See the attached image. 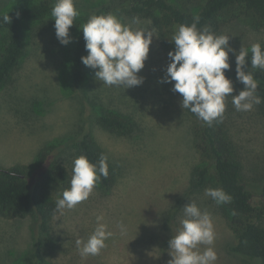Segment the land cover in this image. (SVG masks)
<instances>
[{
	"label": "rangeland",
	"instance_id": "obj_1",
	"mask_svg": "<svg viewBox=\"0 0 264 264\" xmlns=\"http://www.w3.org/2000/svg\"><path fill=\"white\" fill-rule=\"evenodd\" d=\"M40 1L0 0V13ZM50 1L54 5L55 0ZM99 3L74 0L79 15L69 28L67 45L56 37L51 11L41 20L23 24L25 53L12 77L0 85V167L32 163L41 146L60 144L57 160L72 173L73 160L80 156L75 138L88 128L112 167L113 187L101 194L97 183L87 200L73 209H63L53 219L52 230L44 238V258L54 264H169L172 249L162 251L156 246L170 238L165 216L176 207L175 196L190 187L199 165L192 118L181 106V94L172 91L174 82H164L170 50L162 48L149 19L136 17L139 23H133L134 16L126 13L112 12L133 28L154 30L144 67L137 74L143 82L126 89L108 86L95 78V69L84 65L83 86L73 88L70 70L76 41L83 35L80 27L92 9L97 10L95 15L107 14L98 9ZM175 31L167 32L170 39ZM224 35L230 36L229 45L236 52L264 40V30L255 31L242 23L226 27ZM4 37L5 31L0 30V53ZM233 57L230 52L229 61ZM104 111L132 120V130L118 133L104 128L97 120ZM233 120L243 162L253 166L263 163L264 119L252 114ZM209 186L216 188L214 181ZM205 190L198 198L204 203L196 205L211 216L215 232L211 247L217 253L214 264H240L220 247L225 238L229 237L224 244L232 242L233 235L221 214L206 202L209 196ZM185 205L178 207L176 219L170 221L172 235L181 227ZM101 214L113 236L99 255L82 257L75 241L87 240ZM31 225L28 216L5 218L0 214V264L22 263L34 244ZM56 236L63 241L60 246ZM205 247L198 245L197 250L202 252Z\"/></svg>",
	"mask_w": 264,
	"mask_h": 264
},
{
	"label": "trees",
	"instance_id": "obj_2",
	"mask_svg": "<svg viewBox=\"0 0 264 264\" xmlns=\"http://www.w3.org/2000/svg\"><path fill=\"white\" fill-rule=\"evenodd\" d=\"M52 1L42 0L30 6L8 13L10 23L0 22V30L5 37L0 53V85L8 81L19 67L25 53L23 24L41 20L51 11ZM98 9L105 13L122 12L134 17L149 19L160 36V45L166 50H174V42L168 33H173L180 24H191L199 17L197 28H207L216 35L224 34L226 27L242 23L258 31L264 30V0H100ZM92 15L97 11L92 9ZM166 33V34H165ZM264 48V40L259 42ZM250 49V48H249ZM85 40L80 36L73 50L70 75L75 90H80L85 80V66L81 57L86 54ZM246 62V71L251 72L258 81L256 94L261 103L254 105L251 111H237L232 96L243 89L244 85L236 78L235 57L229 61L230 68L225 71L233 85V92L225 98V112L219 122L205 124L189 111L192 124L193 145L199 156V165L194 178L185 193L175 196V208L165 216V228L170 238L158 243L157 250L169 248L173 229L170 221L176 219L178 207L188 202L204 203L202 192L210 188L211 181L216 188L230 194V203L217 204L211 197L206 201L224 219L232 237L225 238L220 247L228 255L235 257L240 264H264V160L257 166L243 162L240 150L242 146L236 139V128L232 124L234 117L240 115H258L264 119V70L251 67V52ZM98 122L106 129L125 133L132 130L133 122L129 118L102 112L97 115ZM235 132V135H234ZM80 155L96 163L105 152L94 143L88 128H83L75 138ZM60 144L41 146L32 163H18L10 167H0V214L5 218L26 217L31 219L34 244L24 255L20 264H54L44 258L45 236L52 230L53 219L62 211L57 210L56 201L62 191L69 187L72 173L57 160ZM108 176L100 177L97 189L107 194L113 187V171L108 160ZM209 184V185H208ZM57 237V236H56ZM58 245L63 243L57 237Z\"/></svg>",
	"mask_w": 264,
	"mask_h": 264
},
{
	"label": "clouds",
	"instance_id": "obj_3",
	"mask_svg": "<svg viewBox=\"0 0 264 264\" xmlns=\"http://www.w3.org/2000/svg\"><path fill=\"white\" fill-rule=\"evenodd\" d=\"M79 11L74 0H55L51 9L54 29L61 44L67 45L71 37L69 28ZM0 22L10 23L8 13L0 16ZM133 23H139L134 17ZM199 17H194L191 24H180L170 41L174 50L168 52L170 62L166 68L164 82H174L173 92L181 94V106L188 109L211 126L213 121L223 119L225 98L233 92V85L225 76L230 68L229 53L235 55L236 78L244 87L232 96V103L237 111H251L254 105L261 103L256 94L258 81L251 72H247L246 62L251 52V67L264 70V48L259 42L249 48H239L236 52L229 45L228 35H216L207 28H197ZM87 55L81 57L82 63L95 69V78L108 86H122L124 89L138 86L143 77L138 76L147 59L149 45L154 30L133 28L124 24L112 13L91 15L81 27ZM107 156L101 154L96 163L80 155L73 160L72 176L69 187L64 189L56 201L57 210L73 209L87 200L100 177L107 178ZM205 195L217 204L230 203L232 197L223 188H207ZM184 218L181 227L169 240L172 259L169 264H214L217 253L211 247L215 232L211 216L202 212L195 202H188L183 207ZM103 215L96 216V226L87 240L77 239V249L82 257L99 255L106 247V241L113 236L103 222ZM123 230V225H121ZM198 245H207L198 251Z\"/></svg>",
	"mask_w": 264,
	"mask_h": 264
}]
</instances>
